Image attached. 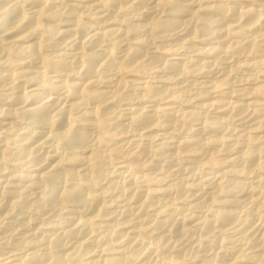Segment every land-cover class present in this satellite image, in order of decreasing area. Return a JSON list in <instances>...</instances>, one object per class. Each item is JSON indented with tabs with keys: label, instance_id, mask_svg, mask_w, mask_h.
I'll return each instance as SVG.
<instances>
[{
	"label": "bare ground",
	"instance_id": "obj_1",
	"mask_svg": "<svg viewBox=\"0 0 264 264\" xmlns=\"http://www.w3.org/2000/svg\"><path fill=\"white\" fill-rule=\"evenodd\" d=\"M119 1L79 0L65 8L60 0H0V169L10 159L19 164L26 162L30 167L24 173L0 179V214L5 215L0 221V264H68L80 247L91 245L99 246L90 253L92 259L87 264H157L135 253L143 243L140 232L186 236L209 229L231 234L233 238L219 245L208 240L196 241L193 249L199 264H223L221 259L235 252V247L251 235L257 236L260 248L253 254L241 253L229 264H264V218H250L255 209L264 208V79L248 77L241 88L221 91V98H214L215 91L229 84L232 73L264 63V16L262 5L257 3L261 0H252L257 7L242 8L221 0H130L126 7L120 6ZM27 6L30 8L26 9ZM117 6L115 12L124 8L140 11L139 18L136 16L139 21L133 17L134 21L122 22L120 27L97 29L88 27L81 14L75 13L93 11L96 19H105L111 8ZM109 9L111 12L107 13ZM205 13L218 14L220 18H202ZM195 18L200 20V27L187 28V21ZM44 19L48 21L44 23ZM167 32L169 37L160 40L168 45L189 36L191 41H214V45L196 52L203 55L200 60L181 64L183 58L176 57L162 62L161 69L169 72L181 68L185 74L197 73L205 79L217 75L218 81L199 80L195 86L198 92L195 97L192 94L197 101L190 99L193 103L188 110L178 109L172 103L155 108L143 105L145 99L155 95L156 98L161 88L147 81L138 82L124 96L130 102L123 101L125 105L116 115L109 112L119 96L117 89L127 86L123 80H116L114 73L128 70L140 55L146 56L148 53H141V48L151 43L149 37H139L124 46L122 39L130 34L158 37ZM83 33V37L78 36ZM44 35L52 40L56 35L71 39L65 41L66 50L46 54L42 49ZM58 42L50 43L53 50L59 47ZM155 46L151 47L156 50ZM243 55L257 61L253 62V58V63L242 65L239 59ZM38 64H43L46 71L66 74L65 79L46 82L43 69L33 70ZM11 66H19L18 71L9 70ZM182 76L172 77L174 85L162 94L167 97L182 88ZM70 77L77 81L70 82ZM166 99L163 100L169 98ZM207 99L211 101L206 102ZM17 125L23 126V130L32 125L42 129L33 132L24 144L14 142L10 150L5 136ZM233 125L237 128H231ZM149 127L159 128L160 133L148 135L144 130ZM129 128L143 131L136 133ZM183 129L189 130L183 139L168 136L171 130ZM210 132L218 135L203 136ZM119 136L121 142L111 145L110 139ZM105 146H109L108 151L103 149ZM113 154L123 156L118 166L122 172L110 178L109 174L105 186L104 167ZM147 156L149 160L144 162ZM158 162L172 166L176 175L181 171L194 173L205 166L217 171L197 179L187 176L183 181L153 189L152 184L161 183V175H137L136 170L152 169ZM181 198L188 202L187 208L179 205ZM210 200L218 208L200 210L201 204ZM146 210L148 214H144ZM60 211H66V216L58 224L45 226L39 219L45 212ZM175 212L189 213L177 218ZM98 218H104L105 223L96 224ZM13 220H21V227L12 228ZM118 227L129 230L120 235ZM15 236L20 239L13 242ZM180 246H175L177 255L182 251ZM212 247L217 251L209 253ZM168 249L169 244L161 240L150 243L147 254Z\"/></svg>",
	"mask_w": 264,
	"mask_h": 264
},
{
	"label": "rangeland",
	"instance_id": "obj_2",
	"mask_svg": "<svg viewBox=\"0 0 264 264\" xmlns=\"http://www.w3.org/2000/svg\"><path fill=\"white\" fill-rule=\"evenodd\" d=\"M9 2H13L14 0H8ZM61 1V5H62V7L64 6L65 8L67 7V6H70L71 4H73V3H77L79 0H60ZM106 1H108V0H106ZM118 2L119 0H110V2ZM120 2V1H119ZM123 2V3H122ZM130 2V0H127L126 1V3H125V1L124 0H122L120 3L122 4H119L120 6H122V7H126L127 5H129V4H127V3H129ZM221 2L223 3V4H227V5H235V6H237V7H240V8H242V7H247V6H250V7H252V6H256L257 7V5L255 4V2L254 1H252V0H221ZM264 0H261L260 1V3L259 2H257L258 4H260V5H262V7H261V13H262V15L264 16ZM253 3V4H252ZM124 4V5H123ZM126 5V6H125ZM252 5V6H251ZM30 7L29 6H27L26 7V9H29ZM116 8V9H115ZM115 8H111L112 9V12H111V9H109L108 11H107V13H110V14H107L108 16L107 17H112L111 18V22L109 21L108 22V20H110L109 18H105V19H96L95 18V16H94V14H93V11H88V13L86 12H83L82 10H78V11H75V13L76 14H81V19H82V21L84 22V24H88L87 26L88 27H95V28H110V27H112V28H117V27H120V24L122 23V22H125V21H127V20H132V21H134V20H136V21H139L138 20V18H139V12L137 11V9L135 10V9H131V11L130 10H128V9H126V8H124V9H122L121 11H120V9H118L119 11H116L115 12V10H117V8H118V6L117 7H115ZM138 8V10H140V8L139 7H137ZM81 11H82V13H81ZM134 11V12H133ZM91 12H92V14H91ZM115 12V13H114ZM128 12H129V14H128ZM119 13V14H118ZM134 13V14H133ZM85 14H86V16H85ZM90 14V15H89ZM110 15V16H109ZM209 15V16H208ZM210 15H211V17H213L214 19H219L220 18V15H218V14H214V13H208V14H202L201 15V17L203 18V17H210ZM91 16H93V17H91ZM115 16V17H114ZM136 16H138V18L136 17ZM131 17V18H130ZM133 17H135V18H133ZM166 17V16H165ZM165 17H163V18H165ZM94 18V19H93ZM128 18V19H127ZM130 18V19H129ZM134 20H133V19ZM137 18V19H136ZM159 18V17H158ZM167 18V17H166ZM90 19V20H89ZM1 20V19H0ZM114 20H115V22H114ZM48 21V20H43V22L44 23H46V22ZM88 21V22H87ZM93 21V22H92ZM98 21V22H97ZM105 21V22H104ZM117 21V22H116ZM146 21H149V20H146ZM199 19H197V18H195V19H193L192 21H187V25L186 24H184V25H186V27L187 28H194V29H196V28H198V27H200V23H199ZM87 22V23H86ZM108 22V23H107ZM189 22V23H188ZM91 23V24H90ZM99 24H100V26H99ZM94 25V26H93ZM97 25L99 26V27H97ZM182 26V28L184 29V28H186L185 26ZM197 25V26H196ZM190 26V27H189ZM194 26V27H193ZM92 28V29H93ZM91 29V28H90ZM168 34H162V36L160 35H158V37L157 36H153V37H150L151 35H145V34H142V33H140V34H130L128 37L129 38H125V37H123V38H125L126 39V41H125V39L123 40L122 39V43H130V39H132L131 40V42L134 40V39H137V38H147V37H149L151 40V43H150V45L149 46H144V47H142L141 49H142V52L141 53H143V54H145V53H148V54H146V56L145 55H140L139 56V58H138V60H136L132 65H131V67H129V69L127 70V68L126 69H121L120 71L119 70H117L115 73H114V77H115V79L116 80H123L122 82L123 83H127V86L126 87H122L121 89L120 88H118L117 89V92H118V94H119V96L117 97V100H115L112 104H111V106L109 107V109L111 110V111H109V112H111V113H113L112 111H114L115 113H113V114H118L120 111H121V109L123 108V106L125 105V103H126V101H127V103L128 102H130V100L127 98V97H124V96H127V94L129 93V91H131L134 87V85H136V83H138V82H145V81H147V82H149V83H152V84H155V86H158L159 88H161V92L160 93H158L157 94V97L155 98V96L153 97H150V100H148V99H145L146 101H143V105H150V106H153L154 108L155 107H158V105L160 106V105H163L164 103H172L174 106H176L178 109H183V110H188V109H191L190 108V106L192 105V103L193 102H195V101H197V99H195L194 100V98H192V94L194 95L193 97H195V95H196V93L198 92V86L197 87H195L196 85H198L201 81H203V80H211V81H213V82H217L218 81V77L216 78L215 76H217V75H212V76H210V77H206V79L205 78H202L199 74H197V73H195V74H193V73H189V74H185V72H183L182 70H181V68H178L177 70L175 69V70H173V71H169V72H166V71H164L163 69H161V67H160V65L162 66V62H165V63H167V62H169L171 59H174V58H178L179 57V59L180 58H183V59H180V60H182L181 62V64H184V63H186V62H190V61H192V60H195V61H197V60H200L201 58H203V55L201 56V55H198V53H196L197 51H202V49L204 48V47H208V46H212V45H214V41L213 42H207V43H205V42H202L200 39L199 40H193V41H191L190 40V36H189V38H184L183 40H179V41H173V42H169L170 43V45L173 47V49L171 48V49H169L168 50V47H171L170 45H168V42L167 43H165L166 41H164V40H166V38L167 37H165V36H168L169 34H170V32H167ZM84 34H86V33H83L82 35H78L79 37H83L84 36ZM136 35V36H135ZM44 36H45V38H44ZM43 36V38H42V49H43V53H50L51 51V53H54V52H59L60 50H64V48L66 47L65 45V41H67L68 39H71V36H69V38H68V36H60V38H59V36L57 37V35L54 37V39L52 40V38L50 39V37L48 38V36L47 35H44ZM135 38H134V37ZM145 36V37H144ZM46 37H47V40H45L46 39ZM63 39H62V38ZM156 37H157V39H156ZM161 37L162 38H164V40L162 39V40H160L161 39ZM169 37V36H168ZM59 38V39H58ZM149 38H147L148 40H149ZM129 39V40H128ZM60 40H61V42H60ZM185 40V41H184ZM46 41V42H45ZM52 41H59L60 43H62L61 45L59 44V42H58V44H57V46H59V47H61L63 44H64V47H61V49H58L59 47H56V49L57 50H53V49H55L53 46H51V44H52ZM64 43H63V42ZM69 41V40H68ZM129 41V42H128ZM149 41V42H150ZM153 41V42H152ZM108 40H105V43L106 44H108ZM163 44H161V43ZM174 42H175V46H174ZM178 42V43H177ZM185 42V44H183ZM188 42H189V44H188ZM194 42V43H193ZM51 43V44H50ZM126 43H125V45L124 46H126ZM153 43V45H151ZM155 43V44H154ZM161 45H160V44ZM164 43H165V45H164ZM172 43V44H171ZM179 43H181V45L179 44ZM49 44V45H48ZM127 44V45H128ZM159 44V45H158ZM167 44V45H166ZM181 46H179V45ZM49 46V48H48V46ZM155 45H157V48H156V50H155V48L154 47H151V46H155ZM160 46H164V47H160ZM165 46H166V48H165ZM176 46H179V47H176ZM189 46V47H188ZM146 47V48H145ZM149 47H151L150 49H148ZM156 47V46H155ZM182 47H185V49H186V51H184V50H182ZM53 48V49H52ZM152 48H154V49H152ZM178 48L180 49V50H178ZM187 48H188V50H187ZM190 48L193 50L194 49V51H192V50H190ZM49 49V50H48ZM50 49H52V50H50ZM146 49V50H145ZM152 49V51H150ZM160 49V50H159ZM177 49V50H176ZM196 49V50H195ZM65 50H66V48H65ZM159 50V51H158ZM170 50H172V51H170ZM47 51V52H46ZM49 51V52H48ZM158 51V52H157ZM175 51H176V53H175ZM191 51V52H190ZM67 52L69 53L70 52V50H68L67 49ZM145 52V53H144ZM184 52V53H183ZM71 53V52H70ZM173 53V54H172ZM186 56H185V55ZM185 57H183V56ZM261 55H262V57L264 56V48H263V51L261 52ZM145 56V57H144ZM182 56V57H181ZM200 56H201V58H200ZM141 57V58H140ZM142 57L144 58V59H142ZM190 57H191V60H190ZM244 57V58H243ZM251 56H249V55H247V56H245V55H243V56H241L240 57V63L242 64V65H246V64H248V63H253V62H255V61H257L253 56L250 58ZM189 58V59H188ZM193 58V59H192ZM195 58V59H194ZM249 58V59H248ZM254 58V59H253ZM264 58V57H263ZM140 59H142V61L140 62ZM146 59V60H145ZM170 59V60H169ZM254 61H253V60ZM143 60H144V62H143ZM187 60V61H186ZM246 60H247V62H246ZM245 61V62H244ZM253 61V62H252ZM150 63V66L148 65L149 63ZM151 62H152V64L154 65V67L152 68L151 67ZM136 63V65L134 66V64ZM146 63V64H145ZM260 63V64H259ZM259 63H257L256 65H254L255 67H244V70L243 69H239V71L237 70L236 71V73L234 72V73H232V77L230 76V79H231V81H229V84L228 83H226L224 86H222V87H220L217 91H215V94H214V98H221L220 96V93H221V91H226V92H231V91H234V90H236V89H239V88H241L245 83H246V79L248 78V77H254V78H256V77H258V78H256L258 81H262L263 79H264V63H261V62H259ZM157 64H159V65H157ZM141 65H142V67H147V68H141ZM42 66V67H41ZM44 65L43 64H40V66H39V64L38 65H35L34 67H33V70H35V71H37L36 69H39L38 71H41V69H43L41 72H44L43 74H42V78L46 81V82H48V83H51L52 81H53V79H55V80H59V79H65L64 77L66 76V74H60V73H58V72H55V71H53V70H44V67H43ZM14 67H16V68H14ZM133 67V68H132ZM136 67H138V68H136ZM9 68V67H8ZM8 68L7 69H5L6 71L8 70ZM17 68H19V66H11L10 68H9V70H11V71H13V72H17L18 71V69ZM156 68H158V69H156ZM133 69V70H132ZM144 69V71H142ZM162 71H164V72H162ZM180 69V70H179ZM16 70V71H15ZM179 70V71H178ZM0 71H2V69L0 70ZM4 71V70H3ZM119 71V72H118ZM138 71V72H137ZM140 71V72H139ZM178 71V72H177ZM239 73V75H237L238 73ZM45 74L47 75V77L45 76ZM183 74V76H182V79L184 80V83H183V80H182V82L181 83H183V84H180V87H182V88H179L178 90H176V92H172L171 93V95H173L172 97H168V96H171V95H169L168 93V95H167V97L165 96L166 94H162V93H166L165 92V90H167L168 88H170L171 86H173L174 84V82H173V80H171V79H175V77H178V76H180V75H182ZM248 74V75H247ZM63 75H65L64 77H63ZM171 75V76H170ZM187 75V77L188 78H186L185 76ZM245 75V76H244ZM251 75V76H250ZM45 76V77H44ZM170 76V77H169ZM191 76V77H190ZM199 76V77H198ZM244 76V77H243ZM256 76V77H255ZM62 77V78H61ZM173 77V78H172ZM184 77V78H183ZM212 77V78H211ZM214 77V78H213ZM58 78V79H57ZM121 78V79H120ZM165 78H166V80H165ZM50 79V80H49ZM131 79V80H130ZM163 79L165 80V81H163ZM167 79H168V81H167ZM170 79V80H169ZM185 79L187 80V81H185ZM229 79V80H230ZM233 79V80H232ZM129 80V81H128ZM134 80V81H133ZM137 80V81H136ZM141 80V81H140ZM199 80H200V82H199ZM69 81L70 82H76L77 81V78L76 77H70L69 78ZM245 81V82H244ZM82 82V81H81ZM185 82H186V87H185ZM232 82H233V84H232ZM197 83V84H196ZM242 83H243V85H242ZM22 84V86L24 85L23 83H21ZM21 84L19 83V85L21 86ZM189 84H190V86H189ZM194 85L193 87H192V85ZM231 84V85H230ZM241 84V85H240ZM165 85V86H164ZM170 85V86H169ZM182 85V86H181ZM229 85V86H228ZM234 85V86H233ZM105 86V85H104ZM185 88H184V87ZM189 86V87H188ZM231 86V87H230ZM234 88H233V87ZM129 87V88H128ZM130 87H131V90H130ZM237 87H239V88H237ZM128 88V89H127ZM184 88V89H183ZM197 88V89H196ZM236 88V89H235ZM190 89H191V91H190ZM234 89V90H233ZM129 90V91H128ZM181 90V91H180ZM178 91V92H177ZM184 93H183V92ZM189 92H192L191 94H189ZM183 93V94H182ZM181 94V95H180ZM184 95V96H183ZM217 95V96H216ZM218 95H220V96H218ZM123 98H122V97ZM176 96V97H175ZM186 96V97H185ZM190 96V97H189ZM216 96V97H215ZM125 98V99H124ZM154 99V100H151V99ZM162 98V99H161ZM164 98H169L167 101H165V100H163ZM182 98V99H181ZM189 98V99H188ZM122 99V100H121ZM156 99H159V100H161V101H159V100H156ZM173 99V100H172ZM187 99V100H186ZM193 101H191V100ZM165 101V102H163V101ZM181 100H182V103H181ZM190 100V101H189ZM208 100V101H207ZM206 100V102H209V101H211V99H207ZM125 103H124V102ZM135 103L137 102V100H133ZM132 100H131V102H133ZM151 101V102H150ZM203 101H205V100H203ZM262 101L264 102V99H262ZM184 103H186V105L184 104ZM93 106H94V104H93ZM179 106H180V108H179ZM108 109V110H109ZM22 127L23 126H21V125H17V126H15V129L11 132V133H8V135H6L5 137H6V139L7 140H9V147H10V150H11V148H13L14 147V142H16L17 144H20L21 142V144H24L25 142H26V140L28 139V137H30L31 136V134L33 133V132H35V131H41V129L42 128H40L39 126H36V125H32L31 127H29V128H27V129H25V130H23L22 129ZM231 128H237L236 127V125L234 126H231ZM40 129V130H39ZM45 130V129H44ZM129 131H132V132H141V131H143V129H140V128H129L128 129ZM127 130V131H128ZM159 128H157V127H149V128H146L145 130H144V132H146L148 135H155V134H157V133H160L159 132ZM120 132H122L121 131V128H120ZM21 133H23V134H21ZM20 134V135H19ZM18 135H19V138H18ZM189 135V130H187V129H183L182 131H174V130H171L170 132H169V134H168V136H170V137H172V139H174V140H180V139H183V138H185V137H187ZM214 135H218V133H204V137L205 138H207V137H210V136H214ZM21 138V139H20ZM121 138L122 137H117V138H112V139H110L109 141H110V143H111V145H114V144H116V143H118V142H121ZM21 140V141H20ZM23 140V141H22ZM146 142V141H145ZM109 143V144H110ZM103 149L105 150V151H108L109 150V146L107 147V146H105V147H103ZM123 160H124V158H123V156L121 155V154H113L112 155V157L110 158V163L108 162V164L104 167V168H107V170L105 171V179H103V185H105V186H107V182H108V177L110 178L113 174L115 175H119L121 172H122V170H120L119 168H118V166L123 162ZM149 160V157L147 156L146 157V159H145V161L144 162H147ZM26 164V162H24L23 164L21 163V164H19L18 162H14V161H12L11 159L10 160H8L3 166H2V169H0V179H7L8 177H10V175L12 176V175H15V174H20V173H24V172H26L27 170H29L30 169V167H28L29 165H25ZM159 166V167H158ZM161 166V167H160ZM170 167V168H169ZM1 168V167H0ZM5 168V169H4ZM155 168V169H154ZM157 169V170H156ZM138 170V169H137ZM136 170V174L137 175H142V174H145V173H152V172H154V173H158V174H160L161 176H160V179H161V183H154V184H152V188L154 189V188H156V187H159V185L160 184H163V185H166V184H170V183H173V182H180V181H183L185 178H187V176H194L195 177V179H197V178H199V177H202V176H206V175H208V174H210V173H213V172H215V171H217V169H214L213 167H211V166H205V167H203V168H201L200 170H196L194 173H185V172H183V171H181V172H178L177 173V175H176V172H174V169L172 168V166H170V165H168V164H166V163H164V162H158L156 165H155V167H153L152 169H148V170H146L145 171V169L143 170V169H139L138 171ZM168 170V171H167ZM120 171V172H119ZM117 172V173H116ZM181 173V174H180ZM182 173H183V175H182ZM8 174V175H7ZM110 174V175H109ZM109 175V176H108ZM108 176V177H107ZM180 176V177H179ZM107 177V178H106ZM156 184V185H155ZM99 192V191H98ZM107 200H109V199H107ZM178 202H179V205L181 206V207H186L187 208V205H188V202L185 200V198H181V199H179L178 200ZM182 203V204H181ZM218 206L219 205H217V203H215L214 204V200H210V201H207V202H203L202 204H201V208H200V210H202V211H209V210H211L212 208H214V209H216V208H218ZM238 210H241V208H238ZM65 212L66 211H60V212H45V213H47V214H42V216H40V218L39 219H41V220H39V221H41L42 222V224H44L45 226H50V225H54V224H58V223H60L61 221H62V219H63V217L64 216H66V214H65ZM51 213V214H50ZM62 213V214H61ZM149 213V211L148 210H146L145 212H144V214H148ZM186 213H189V212H185V213H183V212H175V217H177V218H182V217H184V215L186 214ZM194 214H197V212H194ZM51 215V217H49ZM244 215H246L245 213L243 214V217H245ZM5 215L4 214H0V221H2L3 220V217H4ZM43 217V218H42ZM264 218V208H258V209H255L253 212H251V215H250V218H253V219H260V218ZM104 218H98V219H96V224H101V223H105L104 221ZM45 221V222H44ZM13 226H12V228H19V227H21V224H22V221L20 220H18V221H15V220H13ZM169 225H171V223L169 222ZM110 226H115V224L114 223H111L110 224ZM117 230L119 231L118 233L120 234V235H123V234H125V233H127L128 232V230L129 229H127V228H125V227H118L117 228ZM150 232H147V231H142V232H140L139 233V238L143 241V243L140 245V246H138L137 248H136V254H139L140 255V257H142V258H145V259H147L146 261H148V262H155V261H157L156 263L157 264H199L198 263V261H197V254L195 253V251H194V249H193V246L195 245V242L196 241H198V240H208V241H212V242H214V244H216V245H219V244H221L223 241H227V240H229V239H232L233 238V236L231 235V234H222V233H220V232H217V230H214V231H212L211 229H209V230H204V231H199V232H194V233H191V235L189 234V235H186V236H183V235H166V233H158V234H153V233H150ZM218 233V234H217ZM0 234H1V232H0ZM159 235V236H158ZM170 236V237H169ZM190 236V237H189ZM173 237V238H172ZM15 238H19L20 239V237L19 236H15V237H13V242L15 241ZM154 239H156V240H154ZM174 239V240H173ZM186 239V240H185ZM18 240V239H17ZM164 241L167 245L169 244V246H170V249H168V250H166L165 252H163V253H153V254H147V247L150 245V243H156V242H159V241ZM149 242V243H148ZM259 244H260V241H259V239L257 238V236H255V235H251V236H246V238L243 240V242H241L238 246H236L235 247V249H236V251L235 252H233L232 254H229V255H227V256H225V257H223V259H221V261H222V263L223 264H229V263H231V262H234L240 255H241V253H251V254H253V252L254 253H256V251L260 248L259 247ZM176 245H181L179 248L182 250L181 251V253H178V255H177V249L175 248V246ZM99 245H91V246H85V247H80V249H78V253L68 262V264H87L89 261H90V259H92L91 257H90V253L94 250V249H96L97 247H98ZM182 247V248H181ZM251 248V249H250ZM113 249H116V247H113ZM175 251V252H174ZM215 251H217V248L216 247H212L211 249H210V252L209 253H214ZM168 252V253H167ZM174 252V253H173ZM164 253H165V255H164ZM170 253V254H169ZM195 253V254H194ZM180 254V255H179ZM157 255V256H156ZM147 257V258H146ZM156 257V258H155ZM166 257V258H165ZM174 257H176V258H174ZM148 258H149V260H148ZM165 259V260H164ZM199 260H200V262H201V259L200 258H198ZM153 260V261H152ZM169 261V262H168ZM127 264H137L136 262H128ZM241 264H255V263H253V262H248V263H246V262H244V263H241Z\"/></svg>",
	"mask_w": 264,
	"mask_h": 264
}]
</instances>
